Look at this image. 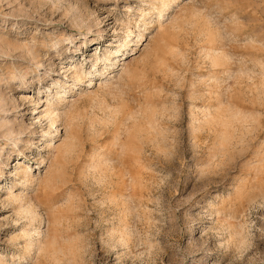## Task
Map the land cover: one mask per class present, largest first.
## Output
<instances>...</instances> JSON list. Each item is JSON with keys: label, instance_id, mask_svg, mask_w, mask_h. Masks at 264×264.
Listing matches in <instances>:
<instances>
[{"label": "rangeland", "instance_id": "1", "mask_svg": "<svg viewBox=\"0 0 264 264\" xmlns=\"http://www.w3.org/2000/svg\"><path fill=\"white\" fill-rule=\"evenodd\" d=\"M161 5L0 0V264H264V0Z\"/></svg>", "mask_w": 264, "mask_h": 264}, {"label": "bare ground", "instance_id": "2", "mask_svg": "<svg viewBox=\"0 0 264 264\" xmlns=\"http://www.w3.org/2000/svg\"><path fill=\"white\" fill-rule=\"evenodd\" d=\"M161 2H162V8H161V10H160V13L162 12V11H164V10H166L168 7H169V5L170 4H172V3H174L175 2V0H169V1H167V0H161ZM142 36H143V34H140L139 35V39L138 40H140V38H142ZM129 46V45H128ZM131 50V52H132V50H133V48H131L130 49ZM117 51H119V50H114V51H112L111 53H113V52H117ZM130 54V53H129ZM107 55V59H109L110 58V54L108 53V54H106ZM105 55V56H106ZM113 58V57H112ZM75 78H76V80L77 81H80L81 82V79L83 78V77H81L82 75H80L79 73H78V71L76 70L75 71ZM91 82V81H90ZM62 101H63V99H61ZM65 100V99H64ZM49 183V182H48ZM50 188H51V186L49 185H44V191L45 192H47L48 193V191L50 190ZM47 202H49V200H46Z\"/></svg>", "mask_w": 264, "mask_h": 264}]
</instances>
